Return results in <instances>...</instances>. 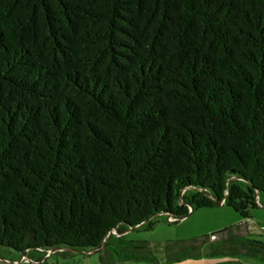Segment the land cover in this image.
<instances>
[{
  "label": "trees",
  "instance_id": "1",
  "mask_svg": "<svg viewBox=\"0 0 264 264\" xmlns=\"http://www.w3.org/2000/svg\"><path fill=\"white\" fill-rule=\"evenodd\" d=\"M217 206L264 207V0H0V264H157L130 233Z\"/></svg>",
  "mask_w": 264,
  "mask_h": 264
},
{
  "label": "rangeland",
  "instance_id": "2",
  "mask_svg": "<svg viewBox=\"0 0 264 264\" xmlns=\"http://www.w3.org/2000/svg\"><path fill=\"white\" fill-rule=\"evenodd\" d=\"M252 215L254 221L239 222L237 214L227 207L203 208L176 223L173 220L165 222L161 219L151 231L132 232L128 239L147 240L157 264H232L234 261L244 264H264V252H257L254 248H251L248 253L219 252L227 249L226 246L223 247L224 243L220 240L227 237V233L223 229L230 227H234L232 231L235 235L255 234L253 238L264 243V225H262L264 224V207L252 211ZM202 240L210 243L203 244ZM174 241H179L177 247L182 245V242L183 247H194L189 250L188 257L174 260L173 258L185 253L178 248L173 250L180 251L178 254L167 256L164 246ZM215 251L219 254H209ZM196 254H198L197 257ZM45 260L46 264H100L99 255L96 253L54 254L46 257ZM124 264L151 263L129 262Z\"/></svg>",
  "mask_w": 264,
  "mask_h": 264
},
{
  "label": "crops",
  "instance_id": "3",
  "mask_svg": "<svg viewBox=\"0 0 264 264\" xmlns=\"http://www.w3.org/2000/svg\"><path fill=\"white\" fill-rule=\"evenodd\" d=\"M252 221H254V218L252 219ZM239 222H241V221H239ZM259 224H261V223H259ZM262 225H264V224H262Z\"/></svg>",
  "mask_w": 264,
  "mask_h": 264
},
{
  "label": "water",
  "instance_id": "4",
  "mask_svg": "<svg viewBox=\"0 0 264 264\" xmlns=\"http://www.w3.org/2000/svg\"><path fill=\"white\" fill-rule=\"evenodd\" d=\"M261 207V206H260Z\"/></svg>",
  "mask_w": 264,
  "mask_h": 264
}]
</instances>
